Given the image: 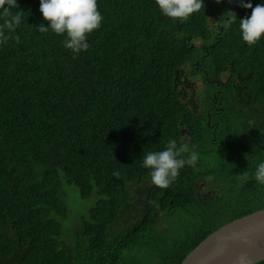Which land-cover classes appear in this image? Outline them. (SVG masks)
<instances>
[{
	"label": "trees",
	"instance_id": "trees-1",
	"mask_svg": "<svg viewBox=\"0 0 264 264\" xmlns=\"http://www.w3.org/2000/svg\"><path fill=\"white\" fill-rule=\"evenodd\" d=\"M97 2L78 55L38 31L39 0L11 9L23 12L5 29L19 42L0 43V264H180L264 208V38L249 46L239 30L251 9L204 0L174 21L155 0ZM169 140L199 158L162 189L142 159ZM68 197L83 210L66 236Z\"/></svg>",
	"mask_w": 264,
	"mask_h": 264
},
{
	"label": "clouds",
	"instance_id": "clouds-1",
	"mask_svg": "<svg viewBox=\"0 0 264 264\" xmlns=\"http://www.w3.org/2000/svg\"><path fill=\"white\" fill-rule=\"evenodd\" d=\"M216 2L219 3L220 0ZM238 2L241 7L251 9L250 16L246 15L239 20L241 38L249 46L255 45L264 38V4L253 7L250 0ZM39 3L43 20L48 22L47 27L43 24L37 27L39 32L44 33L51 29L56 35L66 36L62 41L63 46L75 55L88 49V35L99 29L103 21L97 0H39ZM155 3L165 17L174 21H186L204 7V0H155ZM12 8H19L17 0H0V19L3 20L0 24V43H6L10 38L19 42L18 36L5 35V29L9 33L14 32L22 20L23 11L13 14ZM223 16L227 17L224 27H228L236 18L231 10ZM193 148L187 142L178 144L176 140H169L164 150L146 153L142 166L150 170L151 183L158 188H167L178 178L182 168L186 165L195 166L199 157ZM113 175L118 179L120 173L115 171ZM241 175L247 180L246 171ZM254 179L264 185V161L257 165Z\"/></svg>",
	"mask_w": 264,
	"mask_h": 264
},
{
	"label": "water",
	"instance_id": "water-1",
	"mask_svg": "<svg viewBox=\"0 0 264 264\" xmlns=\"http://www.w3.org/2000/svg\"><path fill=\"white\" fill-rule=\"evenodd\" d=\"M264 259V208L207 235L180 264H254Z\"/></svg>",
	"mask_w": 264,
	"mask_h": 264
},
{
	"label": "rangeland",
	"instance_id": "rangeland-1",
	"mask_svg": "<svg viewBox=\"0 0 264 264\" xmlns=\"http://www.w3.org/2000/svg\"><path fill=\"white\" fill-rule=\"evenodd\" d=\"M183 89L184 88H180V90H183ZM190 89H191V84L189 82H187L186 83V89H184L185 93H186L185 96H184L185 98H188L190 96ZM66 200L69 202V205H68V209H69L68 213H69V215H67V219L64 221L63 226H64L65 233H66V236H67L68 233L70 232L71 228H72L71 224L74 221V217L76 216V214L81 212V210H83V209H81L82 205H78V204L72 205L71 204V200L69 199V197L66 198Z\"/></svg>",
	"mask_w": 264,
	"mask_h": 264
}]
</instances>
